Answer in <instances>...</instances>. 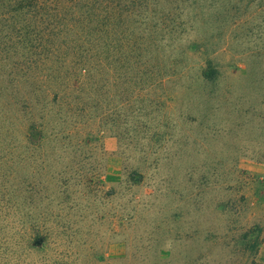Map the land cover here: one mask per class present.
I'll return each mask as SVG.
<instances>
[{
	"label": "rangeland",
	"instance_id": "374dc122",
	"mask_svg": "<svg viewBox=\"0 0 264 264\" xmlns=\"http://www.w3.org/2000/svg\"><path fill=\"white\" fill-rule=\"evenodd\" d=\"M66 1L55 41L85 36ZM135 4L127 59L80 93L46 70L0 76V173L20 205L3 223L39 237L28 264H264V0Z\"/></svg>",
	"mask_w": 264,
	"mask_h": 264
},
{
	"label": "trees",
	"instance_id": "16d2710c",
	"mask_svg": "<svg viewBox=\"0 0 264 264\" xmlns=\"http://www.w3.org/2000/svg\"><path fill=\"white\" fill-rule=\"evenodd\" d=\"M59 1L0 0V76L8 85L15 80L24 84L32 72L40 69L46 70L43 78L49 80L61 82L68 77L66 88H70L68 82L72 79V91L80 93L83 80L92 76L90 71L98 73L102 61L112 60L110 64L114 65L126 57L117 56V44H122L127 31L124 19L136 11L135 0H105L104 4L99 0H67L74 7L80 4L81 32L85 34L69 42L53 40L55 34L71 30L54 24L53 13L59 10ZM5 179L0 173V264H28L27 254L22 251L34 249L39 237L28 236L25 240L15 226L3 223L20 213V205Z\"/></svg>",
	"mask_w": 264,
	"mask_h": 264
}]
</instances>
